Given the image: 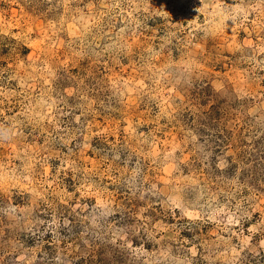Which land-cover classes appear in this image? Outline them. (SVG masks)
Listing matches in <instances>:
<instances>
[{"label":"rangeland","instance_id":"1","mask_svg":"<svg viewBox=\"0 0 264 264\" xmlns=\"http://www.w3.org/2000/svg\"><path fill=\"white\" fill-rule=\"evenodd\" d=\"M0 264H264V0H0Z\"/></svg>","mask_w":264,"mask_h":264}]
</instances>
